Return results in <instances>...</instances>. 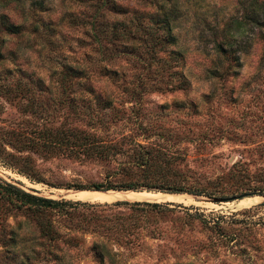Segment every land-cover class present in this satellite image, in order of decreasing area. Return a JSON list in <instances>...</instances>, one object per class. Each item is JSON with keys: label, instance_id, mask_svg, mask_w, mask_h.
Listing matches in <instances>:
<instances>
[{"label": "rangeland", "instance_id": "obj_1", "mask_svg": "<svg viewBox=\"0 0 264 264\" xmlns=\"http://www.w3.org/2000/svg\"><path fill=\"white\" fill-rule=\"evenodd\" d=\"M175 1L176 43L151 57L119 52L110 71L98 72L105 60L81 25L66 22L100 0H45L48 8L24 21L37 33H1L0 264H264V33L229 31L244 46L232 66L212 41L240 18L237 0ZM0 10L22 21L18 5ZM171 50L183 59L173 62ZM66 64L86 68L85 77L61 81ZM215 68L220 77L207 73ZM83 136L91 148L66 147ZM140 169H165L189 191L77 188L139 181L124 172ZM13 188L68 203L17 207L8 200ZM79 191L116 198L71 197Z\"/></svg>", "mask_w": 264, "mask_h": 264}, {"label": "trees", "instance_id": "obj_2", "mask_svg": "<svg viewBox=\"0 0 264 264\" xmlns=\"http://www.w3.org/2000/svg\"><path fill=\"white\" fill-rule=\"evenodd\" d=\"M26 2V6L23 4ZM80 1V0H79ZM141 8H130L119 6L114 0H100V3H88L86 10H80L77 14L70 13L66 22L68 26L76 24L81 25L83 33L89 38L86 43L91 51L96 53L101 60H105L97 67L98 72L108 69V62L115 57L119 52L133 54H145L146 57H151L159 48L166 45H174L176 36L174 28L177 26L181 16V12L176 5L175 0H138V5ZM239 10L241 12L239 19H231L228 30H222L220 41H212L213 48L220 57H224L226 61L236 66L239 62L237 54L244 49L240 41L232 38L229 34L232 31L235 34H241L247 28L249 30L258 31L261 35L264 33V0H237ZM18 5L22 21L19 23L12 22L9 17L0 10V35L1 33L12 34L14 36L21 35L27 30L37 33L38 27L35 24L29 25V28L24 23L29 12L34 10L44 11L47 4L45 0H0V9L9 6ZM45 30H49V25L41 24ZM1 41V40H0ZM138 42L135 44L134 42ZM107 44L110 46L108 47ZM157 47V48H156ZM171 58L176 62L182 58L178 51L171 50ZM3 53L0 51V57ZM173 57H176L175 59ZM218 69L208 70L207 73L212 77H220L221 72L217 75ZM86 68H79L77 65L66 64L63 66L60 80L66 82L70 77L79 76L85 77ZM0 90L6 92V87L0 84ZM105 104H109L110 99H103ZM87 136H83L78 143L66 139V147L72 149L74 146L91 148L90 141ZM131 172L137 174L140 179L129 180L124 182L110 183H92L86 186H77L80 189L106 190L115 187L123 189H134L137 186L145 188H153L166 193L181 194L188 189L174 181L167 180L164 176L165 169L158 172H145L140 169V172L127 170L124 173ZM155 175V176H154ZM162 178V180H160ZM163 178L167 181H163ZM189 191V190H188ZM10 202L17 207L25 206L26 208L37 209H52L59 204H66L67 201H56L52 199L36 197L18 191L17 189L8 190ZM188 193V192H186ZM14 200V201H12ZM17 202V203H16ZM78 203V201H76ZM148 204V203H146ZM152 205H157L152 203Z\"/></svg>", "mask_w": 264, "mask_h": 264}, {"label": "bare ground", "instance_id": "obj_3", "mask_svg": "<svg viewBox=\"0 0 264 264\" xmlns=\"http://www.w3.org/2000/svg\"><path fill=\"white\" fill-rule=\"evenodd\" d=\"M93 193H96V194H93ZM93 193H91L90 191H79L77 193L72 194L71 197L81 199V200L97 199V200H101V201H108V200H112V199L116 198V194L113 195V194H110L108 192H93ZM156 193H158V192H156ZM123 197H125L127 199H143V198L144 199H146V198L153 199L154 198V199H164V200H170V201L181 199V197H178V196L162 194V193L152 194V193H148V192H146V193H143V192H128L127 193L126 192V194H124ZM240 203L244 204V205H249V204L253 203V199H247V200L241 201Z\"/></svg>", "mask_w": 264, "mask_h": 264}, {"label": "water", "instance_id": "obj_4", "mask_svg": "<svg viewBox=\"0 0 264 264\" xmlns=\"http://www.w3.org/2000/svg\"><path fill=\"white\" fill-rule=\"evenodd\" d=\"M168 194H170V193H168Z\"/></svg>", "mask_w": 264, "mask_h": 264}]
</instances>
